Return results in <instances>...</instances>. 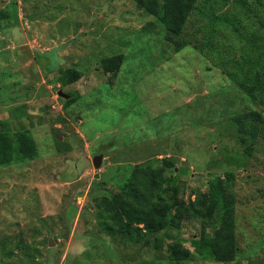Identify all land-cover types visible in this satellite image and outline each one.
I'll use <instances>...</instances> for the list:
<instances>
[{"label": "rangeland", "instance_id": "1", "mask_svg": "<svg viewBox=\"0 0 264 264\" xmlns=\"http://www.w3.org/2000/svg\"><path fill=\"white\" fill-rule=\"evenodd\" d=\"M194 6L168 40L134 0H0V129H28L37 148L0 166V264H264V123L247 154L234 120L264 116V105L223 71L264 53V0ZM115 54L123 62L113 75L102 59ZM68 68L79 78L64 83ZM136 166H162L163 200L173 193L185 203L232 173L236 258L198 251L218 212L160 238L104 232L98 202ZM169 244L187 256L170 259Z\"/></svg>", "mask_w": 264, "mask_h": 264}, {"label": "trees", "instance_id": "2", "mask_svg": "<svg viewBox=\"0 0 264 264\" xmlns=\"http://www.w3.org/2000/svg\"><path fill=\"white\" fill-rule=\"evenodd\" d=\"M134 1L136 7L155 16L165 26L168 40L172 37L179 38L185 22L195 10L196 2V0ZM256 20L259 21L258 18ZM229 25L236 29L234 24ZM174 45L175 51H179L185 46V42L179 40L174 42ZM122 62V54H115L102 59V67L104 71L112 72L114 75L120 69ZM223 71L245 94L264 105V53L255 58L248 55L242 65L232 72L224 66ZM65 73L69 78H65L64 83L79 78L78 72L74 69L68 68ZM234 120L241 141L247 143L245 151L251 154L250 145L262 133L264 116L259 112L249 111L234 116ZM36 153V143L28 129L23 128L14 132L0 129V166L31 159ZM226 175V178L209 182L204 200L185 203L182 199H177L173 193L171 198L163 200L166 176L162 166H136L130 171L125 187L111 194L110 197L104 196L99 200V223L108 235L120 236L134 242L150 233H156L160 238L158 232L170 227H178L182 220L196 216L209 219L218 212L215 216L218 225L212 234L208 235L201 231L198 242L195 243L200 253L214 260L232 261L237 253L235 199L230 186L232 173ZM158 189H162L161 192H158ZM159 238L157 240L160 241ZM157 247H160L159 244ZM168 247V256L172 260L181 261L187 256L185 254L187 251L185 252L180 244H169Z\"/></svg>", "mask_w": 264, "mask_h": 264}, {"label": "water", "instance_id": "3", "mask_svg": "<svg viewBox=\"0 0 264 264\" xmlns=\"http://www.w3.org/2000/svg\"><path fill=\"white\" fill-rule=\"evenodd\" d=\"M60 95H63L61 92H59ZM101 155H97V156H94L93 158V163H94V166H99L100 163H101ZM97 175V174H96Z\"/></svg>", "mask_w": 264, "mask_h": 264}]
</instances>
